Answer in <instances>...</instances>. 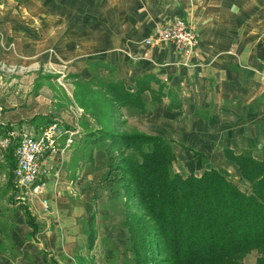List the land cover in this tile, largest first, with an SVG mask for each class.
Instances as JSON below:
<instances>
[{"label": "crops", "instance_id": "1", "mask_svg": "<svg viewBox=\"0 0 264 264\" xmlns=\"http://www.w3.org/2000/svg\"><path fill=\"white\" fill-rule=\"evenodd\" d=\"M180 17L192 21L200 35L195 55L185 60L170 42L145 44L159 27ZM10 41L14 42L12 50L7 45ZM11 56L23 65L46 62L51 67L65 66L72 86L79 82L92 87L110 102L106 116L111 126H119L120 132L139 130L171 139L176 162L190 161L192 168L203 171L216 168L218 162H231L226 149L264 160V0H0V61ZM97 62L101 65L95 67ZM93 68L100 77L120 80L129 92L140 90L147 110L117 104L102 85L92 81ZM34 86L39 88V84ZM0 111L4 112L0 114L2 135L7 124L8 132L25 128L38 133L43 126L38 124L44 120L59 121L84 135L79 146L74 143L42 160V167L50 173L41 174L37 194L16 187L9 152L0 149V167L6 168L0 188L5 185L9 200L18 206L17 225L0 229V264L14 263L5 244L16 246L24 238L35 243L30 246L35 249L28 250L32 256H49L44 252H50L48 243L53 244L56 237L49 236L41 220L43 198L82 201L62 210V216L70 217H62L59 226L71 233L78 231L77 220L86 214L88 244L91 213H97L99 224L93 201L95 193L99 195L96 184L105 183V147L110 142H89L88 133L102 130L104 123L87 114L83 117L85 112L79 120L67 109V114L54 113L53 108L30 115L1 106ZM35 117L38 120L32 122ZM24 119L30 124H18ZM24 202L42 225L37 238L32 237L21 208ZM8 212L14 222L13 212ZM22 253L25 255L23 248Z\"/></svg>", "mask_w": 264, "mask_h": 264}, {"label": "trees", "instance_id": "2", "mask_svg": "<svg viewBox=\"0 0 264 264\" xmlns=\"http://www.w3.org/2000/svg\"><path fill=\"white\" fill-rule=\"evenodd\" d=\"M93 69L92 81L102 85L117 104L139 112L147 110L140 90L129 92L120 80L100 77ZM36 120L38 117L32 122ZM9 130L7 124L3 135ZM88 136L94 143L110 140L105 147L108 171L102 181L112 190L122 186L133 264H246L245 256L252 251L258 254L253 264H264V160L225 150L227 159L249 182V190L244 191L217 167L200 175L173 173L176 153L169 138L139 130L113 133L105 129L91 131ZM15 146L14 139L7 148L10 175L16 162ZM131 199L135 209H131ZM21 208L32 237L37 238L42 225L25 202ZM96 221L93 212L88 227L91 248L98 236ZM44 253L51 263L61 264L50 252Z\"/></svg>", "mask_w": 264, "mask_h": 264}, {"label": "rangeland", "instance_id": "3", "mask_svg": "<svg viewBox=\"0 0 264 264\" xmlns=\"http://www.w3.org/2000/svg\"><path fill=\"white\" fill-rule=\"evenodd\" d=\"M7 45L12 50L14 42L10 41ZM67 74L66 67H63L61 64H54L53 67L46 62L37 63L34 66L23 65V63H16L12 56L7 60L0 61V106L4 110H12L13 112L24 110L29 115L34 112H47L51 108H53L54 113L59 114L63 111L64 114H67V111H65L67 109L69 112H75L79 120H81L85 112V116L83 115V117H86V114L90 115L96 121L104 123L103 129L119 133V126H111L110 119L106 116L110 113L111 106L108 104L110 102L98 96L99 93H95L92 87L83 86L79 82H74L72 86L73 79H68ZM36 84H39V88L38 86H34ZM69 91H72V94L68 93ZM66 94L68 95L67 103L65 102ZM60 102L65 103L63 107L58 105ZM77 104L82 105L84 108L82 114L79 113V109L81 108ZM61 108L65 109L61 110ZM0 114L3 115L4 112L0 111ZM18 124L29 125L30 120L24 119L22 123ZM45 124L46 120L41 121L38 126ZM116 125H119L118 122ZM79 136L76 137L74 146H79L84 137V135ZM64 144L65 138H61L60 145L63 146ZM204 162L208 164L207 161ZM215 166L227 178L234 180L242 190H249V182L247 183L242 179L241 172L233 162H218ZM192 167L194 165L190 161H183V163L175 162L172 172L200 175L204 169ZM5 169L4 167H0V179H3ZM4 187L5 185H1L0 188L2 190L0 207L3 212L0 215L2 216L0 218V229L17 225L16 218H18V206L9 200L8 189ZM96 188L99 195L93 202L94 208L99 213V224L96 225L99 232L94 247L91 248L87 244L86 223L84 224V218L88 217L86 214L81 216L80 220H77L78 231L73 230L71 233V231H66L59 226L62 217H70V215L62 216V210L82 204V201L76 198H70L69 200L56 198L49 201L50 208H44L40 212L41 220H43L44 228L49 232V236L56 237V241L53 244L51 241L48 243L49 247H47L45 241L43 245L53 253L61 264H82L81 262L83 264H133L132 254L129 250V232L124 225V220L127 216V206L122 186L117 185L112 190L109 189L106 183L102 185L99 182L96 184ZM131 201L132 204L130 205H132L131 209H133L136 207V203L133 199ZM8 210L13 212L14 222L10 221V216L7 214L9 213ZM11 237L14 238V236ZM19 237L20 235H18ZM43 240L45 239L43 238ZM30 246H35V243L25 238L21 244L19 243L16 246L5 244L7 254L14 262L12 264H52L49 256L43 254L42 256H32L31 252L35 248L31 249ZM22 248L25 255L21 254ZM257 255L256 251L250 252V254L245 256L244 262L246 264L255 263Z\"/></svg>", "mask_w": 264, "mask_h": 264}, {"label": "built area", "instance_id": "4", "mask_svg": "<svg viewBox=\"0 0 264 264\" xmlns=\"http://www.w3.org/2000/svg\"><path fill=\"white\" fill-rule=\"evenodd\" d=\"M173 43L176 50L184 55L185 60L197 53L200 35L196 25L185 18H175L164 26L159 27L153 35L145 40V44L162 45ZM83 110L79 109L82 114ZM79 136L77 128H71L59 121L43 125L38 133H33L25 128L0 135V149H7L16 140L14 149L16 165L14 169V184L24 192L40 193L41 186L37 183L42 173H50V169L42 167V160L50 155L65 151L76 141ZM61 138L65 144L60 145ZM45 209L50 208L49 199L43 198Z\"/></svg>", "mask_w": 264, "mask_h": 264}]
</instances>
